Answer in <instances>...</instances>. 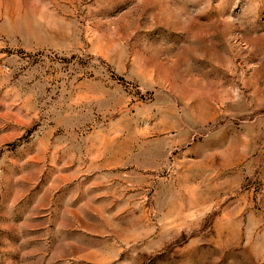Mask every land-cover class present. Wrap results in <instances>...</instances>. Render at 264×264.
Here are the masks:
<instances>
[{"label":"rangeland","instance_id":"374dc122","mask_svg":"<svg viewBox=\"0 0 264 264\" xmlns=\"http://www.w3.org/2000/svg\"><path fill=\"white\" fill-rule=\"evenodd\" d=\"M0 264H264V0H0Z\"/></svg>","mask_w":264,"mask_h":264}]
</instances>
